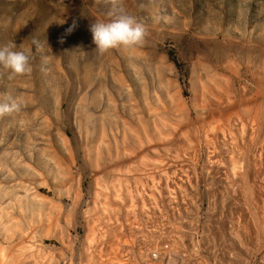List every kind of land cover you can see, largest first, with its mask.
Returning a JSON list of instances; mask_svg holds the SVG:
<instances>
[{
	"label": "rangeland",
	"instance_id": "374dc122",
	"mask_svg": "<svg viewBox=\"0 0 264 264\" xmlns=\"http://www.w3.org/2000/svg\"><path fill=\"white\" fill-rule=\"evenodd\" d=\"M120 15L135 17L145 26L144 43L98 53L90 23ZM73 20L77 27L66 33ZM33 38L39 41L38 48L32 44ZM5 45H16L13 50L25 51L30 57L31 70L22 76H11L10 70L0 65V101L5 95L24 101L19 113L0 117V264H31V260L41 264V260L52 259L51 264H94L95 260L99 264H148L146 258L155 256L153 245L162 253L166 248L164 253L171 256H167V264H176L173 253L187 264L194 261L190 257L201 258L202 263L197 260L199 264H228L230 260L237 264L240 256H246V263L242 258L241 264L263 263L260 255L264 252V237L259 243L263 245L251 248L249 244L248 248H242L247 245L244 232L239 230L241 226L240 229H245L243 222L240 220L239 226L238 221L232 223L238 219L239 208L248 202L247 207L253 208V201L248 197L246 202L242 195L243 198L234 197L223 191L224 185L229 187L225 190L238 188L239 194L247 187L239 184L238 179V184L234 183L237 188L233 185V189V183L227 179L228 184L222 173L211 171L212 176L208 177L206 151L219 150L215 142L204 139L203 133L206 128L207 131L215 129L226 137L233 135L237 142L242 133L248 148L237 146V153L243 159L250 158V146L258 148L263 142L264 98L258 104L262 109L260 118L254 120L244 107L241 111L240 97L253 98L252 94L260 92L258 81H264V0H0V47ZM211 74L218 79L214 82L222 84L231 97L229 104L233 111L226 118L231 121L228 124L239 125L236 132L223 129L226 118L207 119L203 114H209L210 108L214 110L207 100L212 99L209 95L203 94L204 98L200 99L204 111L192 100L197 86L206 83L212 87L215 78ZM212 91L216 92L214 88ZM222 102L228 105L227 100ZM178 103L185 105L183 109ZM180 110L187 113L182 117ZM177 121L183 122L180 124L183 128L175 137L172 134L178 127ZM246 127L253 129V135L246 134ZM182 132L190 136L187 138ZM166 133L171 134L169 139L175 140L167 141ZM190 138L196 144L193 155L196 159L183 154L182 142ZM234 165L240 166V163L235 161ZM166 167L169 168L164 172ZM174 170L176 177L186 174L190 182L183 176L177 182ZM164 181L176 188L177 194L173 188L164 193L160 185ZM184 186L189 188L183 191ZM94 190H99V207L108 205L107 209L115 207V210L143 207L146 213L133 218L125 212L114 211L110 213V220L99 216V235L87 239L83 221ZM190 190L194 195L190 194L191 198ZM232 190L228 192L231 194ZM226 196L242 200L228 198V201ZM234 204L237 209L232 207ZM228 205L232 207L230 213V209L223 211ZM221 212H226V216ZM227 213L233 215L227 217ZM215 214L227 225L226 229ZM188 220L195 222L196 227L190 226L192 223ZM227 231H233L230 234L233 237ZM236 233L243 237L236 238ZM162 238L165 239L159 241ZM91 240L99 242V251L89 249L87 242ZM158 241L161 244L157 246ZM146 251H151L152 256ZM228 251L234 259L236 253L241 254L237 255V262H233ZM194 252L200 258L193 256ZM215 254L223 258L218 259ZM92 255L99 258L90 259ZM182 261L177 263L185 264Z\"/></svg>",
	"mask_w": 264,
	"mask_h": 264
},
{
	"label": "bare ground",
	"instance_id": "6f19581e",
	"mask_svg": "<svg viewBox=\"0 0 264 264\" xmlns=\"http://www.w3.org/2000/svg\"><path fill=\"white\" fill-rule=\"evenodd\" d=\"M154 72V71H153ZM237 72V71H236ZM212 75V74H211ZM156 76V75H155ZM159 76V75H158ZM213 77H214V75H212ZM212 76H210V77H212ZM154 77V76H153ZM197 77V76H196ZM216 77V76H215ZM214 77V78H215ZM228 79V78H227ZM257 79V78H256ZM153 80V79H152ZM156 80H157V78H156ZM216 80H218V79H214V80H212V87L210 86V85H208V84H206V83H203L202 85H200L199 87L197 86V88H196V90H195V92H194V95L195 96H193V98H192V100H195L194 101V103L198 106V105H202V103H201V101H200V99H201V97L202 98H204V96H203V94L205 95V97H207V95H209L212 99H210L209 97V99H207L208 101H209V103L212 105V108H214V110L212 111V109L210 108L209 110H210V112H209V110H208V108L206 107L205 109H207L208 110V112H209V114H207L206 115V113H204L203 112V114H205V116H206V118L207 119H211V118H213V120H214V117H217V118H219V119H225L226 117L228 118V116L230 115V113H231V111H233V107L229 104V102H230V99H231V97L230 96H227V90H224L223 88H222V84L220 85L219 83H217V82H214V81H216ZM229 80V79H228ZM197 83H198V81H197ZM225 83H227V82H225ZM232 83V82H231ZM138 84V83H137ZM229 84V83H228ZM258 84L260 85V92L259 93H257V94H252V96H253V98H251V99H247L246 97H245V95H243V96H241L240 97V105L242 106V110L241 111H243L244 110V108H245V111H246V113H247V115L249 116V117H252V119H254V120H256L257 118H258V116H259V114H260V110H262V109H260L259 108V103H260V101L264 98V81H258ZM124 85V84H123ZM156 85V84H155ZM198 85V84H197ZM153 87V86H152ZM159 88V87H158ZM213 88L215 89V91L216 92H214L213 93ZM162 89H163V86H162ZM229 90V89H228ZM232 89H230V91H231ZM176 91H179V90H176ZM203 91H205V92H207V93H204ZM183 92V91H182ZM201 92V93H200ZM203 92V93H202ZM243 94H245V92H243V91H241ZM229 93V92H228ZM177 94V93H176ZM175 94V97L177 96ZM179 94V93H178ZM199 94H202V95H199ZM213 94V95H212ZM126 95H128V94H126ZM156 95V94H155ZM183 95V94H182ZM212 95V96H211ZM170 96V95H169ZM174 96V95H173ZM171 97V96H170ZM174 97V98H175ZM171 98H173V97H171ZM180 98V97H179ZM130 99V98H129ZM206 99V98H205ZM165 100V99H164ZM173 101H174V99H172ZM182 100V99H181ZM184 100H186V99H184ZM184 100H182V101H184ZM223 100H227L228 101V105L227 106H225V104H223ZM159 101V100H158ZM181 101V102H182ZM204 101H206V100H204ZM207 101V102H208ZM179 102V101H178ZM193 102V101H192ZM175 103V102H174ZM180 103V102H179ZM178 103V105H180ZM185 103V102H184ZM187 103V102H186ZM205 103V102H204ZM203 103V104H204ZM209 103H208V105H209ZM165 104V103H164ZM112 105H113V103H112ZM116 105H117V103H116ZM126 105H128V103L126 104ZM176 105V104H175ZM205 105H206V103H205ZM210 105V106H211ZM129 106V105H128ZM168 106H169V104H168ZM174 106V105H173ZM181 109H183L182 108V106L184 107L185 105L182 103L181 105ZM196 106V107H197ZM261 106V105H260ZM114 107H115V105H114ZM118 107V106H117ZM171 107V106H170ZM188 107H189V105H188ZM194 107H195V105H194ZM209 107V106H208ZM244 107V108H243ZM180 108V107H179ZM190 108V107H189ZM198 108V107H197ZM203 109V107L201 106L199 109ZM149 109V108H148ZM170 109V108H169ZM118 110V109H117ZM168 110V109H167ZM177 109H175V111H176ZM186 110V109H185ZM195 110H197V109H195ZM153 111V110H152ZM173 111V110H172ZM184 111V110H183ZM191 111H193V110H191ZM198 111V110H197ZM203 111H204V109H203ZM132 112H133V110H132ZM154 112V111H153ZM177 112V111H176ZM180 112V116H182L183 115V113L184 112H182L181 113V110L179 111ZM263 112V111H262ZM171 113V112H170ZM175 113V112H174ZM185 113H187V111L185 112ZM184 113V114H185ZM196 113H198V112H196ZM129 115H130V113H128ZM160 114V113H159ZM191 114V113H190ZM202 114V115H203ZM262 114V113H261ZM153 115V114H152ZM172 115V114H171ZM187 115V114H186ZM126 116V115H125ZM157 116V115H156ZM174 117H176L175 115H173ZM173 116H172V118H173ZM262 116V115H261ZM166 117V116H165ZM183 117V116H182ZM182 117H180V118H182ZM186 117V116H185ZM184 117V118H185ZM138 118H140L141 119V117H138ZM137 118V122L139 121V119ZM179 118V119H180ZM202 118H204V115H203V117ZM227 118L225 119V122L227 121V124H225V125H223V129H231V130H233V131H237L238 129H239V125H235V124H228V120H229V123L231 122L230 121V119H228L227 120ZM259 118H260V116H259ZM261 118H263V117H261ZM176 119V118H175ZM155 120V119H154ZM174 120V119H173ZM212 120V121H213ZM258 120V119H257ZM211 120L209 121V122H212ZM244 121V120H243ZM126 122V121H125ZM136 122V123H137ZM141 122V121H140ZM184 123L186 122V120L185 121H183ZM182 122V123H183ZM213 122H215V121H213ZM177 123H178V121H177ZM182 123H178L176 126H178L175 130H174V133L172 134V136L174 135L175 137H177L178 136V134H180L181 133V131H182V125H180V124H182ZM187 124H188V121L186 122ZM137 124H139V123H137ZM141 124V123H140ZM202 124V123H201ZM162 125H164L163 123H162ZM123 126H124V124H123ZM242 126V125H241ZM240 126V127H241ZM168 128V127H167ZM133 129V128H132ZM171 129V128H170ZM207 129V128H206ZM205 129V131H204V133H203V137H204V139L206 140V141H210V142H215L218 146H217V148H218V152L217 151H213L212 149H210V150H212V152H210V151H206L207 152V158L205 159V166H206V171L208 170V172L210 173L211 171L212 172H215L216 174H220V173H222L223 174V176H225L226 177V181H227V179H229L230 181V183L232 182L233 184H232V188H233V185H234V183H236V184H238V181H239V184H241V183H243L244 185H245V188L247 187V189H245L244 190V188L242 189L241 187L242 186H244L243 184H242V186L241 185H239V186H241L240 187V189H241V191L242 190H244L243 192L245 193V194H243V192H241L240 194L237 192V191H239V190H237L238 188H237V185L235 186L234 185V187H236L237 189H234L235 190V192H237V194L235 195V192H234V190H232V189H229V190H232V191H230V192H232L231 194L228 192L229 190H228V186L226 185H224V190L223 191H227V194L226 195H230V196H232V194H234V197H236V196H240V197H242L243 199H248V197L250 198V199H248L249 201L251 200V201H253V203H254V207L253 208H249V207H247V204H250L247 200H246V202H248V203H243L244 205L243 206H241L240 208H239V211L237 212L239 215L237 216V218L238 219H236L234 216V221L233 220H227V222H229V221H233L232 223H234V222H237V226H239L240 224V220H242L241 221V223L243 222V226H244V228L245 229H240L239 227V230H241L242 232H244V233H242L243 234V236H244V241L245 242H247V245H244L240 240H242V239H240V237H239V239H237L240 243H242V248H248V245L250 244L251 246H249V249L248 250H250L251 248H254L255 246H256V248L258 247L257 246V244H259V243H261V241H262V237H264V135L262 136V139H263V142H261V145L257 148V147H252V146H250V152H251V156H250V158L249 159H243L242 157H240V154L239 153H237V146H239V147H244V148H246L247 147V145H246V147H245V143L243 142V136L241 137V134H240V142H237V140H236V138H234L233 137V135H228L227 137L226 136H224L223 134H221V132H219L218 130H215V129H208V130H210V131H207ZM129 130H131V129H129ZM135 130V129H134ZM212 130V131H211ZM245 131H246V134L248 133V135L249 136H251V135H253V129H251V128H249V127H246V129H244ZM142 131V130H141ZM241 131V130H240ZM117 132H118V129H117ZM132 132V131H131ZM169 132H171V131H169ZM186 132V131H185ZM133 133V132H132ZM156 133V132H155ZM183 133V132H182ZM188 133V132H187ZM185 134V133H183L182 135L183 136H185V137H187L188 135L190 136V134ZM102 134H103V132H102ZM134 134V133H133ZM158 134V133H157ZM163 134V133H162ZM167 134V133H166ZM185 134V135H184ZM237 134V133H236ZM264 134V133H263ZM123 135H125V133L123 134ZM130 135V134H129ZM100 136H101V134H100ZM99 136V137H100ZM104 136V135H103ZM192 136V135H191ZM105 137V136H104ZM126 137V136H125ZM135 137V136H134ZM171 137V134H167V137H166V140L167 141H172V140H175V138L174 139H169ZM184 137V138H185ZM196 137V136H195ZM239 137V136H238ZM247 137V136H246ZM106 138V137H105ZM188 138V137H187ZM100 139V138H99ZM123 139H124V137H123ZM178 139H181V138H178ZM245 139V138H244ZM106 140V139H105ZM108 140V139H107ZM182 140V139H181ZM101 141V140H100ZM199 141V140H198ZM121 142H124V141H121ZM100 143V142H99ZM103 143V142H102ZM167 143V142H166ZM250 143V142H249ZM162 144V143H161ZM208 144V143H207ZM213 144V143H212ZM101 145V144H100ZM163 145V144H162ZM173 145V144H172ZM196 144H194V140L193 139H186V140H184L183 142H182V150H183V154H184V157H186V158H190L191 159V157L194 155V151H195V148H194V146H195ZM108 147H109V145H108ZM107 147V148H108ZM116 147V146H115ZM197 147V146H196ZM209 147V146H208ZM212 147H214V146H212ZM209 148H211V147H209ZM248 148V147H247ZM178 149V148H177ZM208 149V148H207ZM206 150V149H205ZM241 150H243V149H241ZM100 151V150H99ZM197 151V150H196ZM249 151V150H248ZM239 152H241V151H239ZM245 153V152H244ZM195 154H196V152H195ZM108 156V155H107ZM249 156V155H248ZM97 157V156H96ZM179 157V156H178ZM194 158H195V156H193ZM98 159V158H97ZM196 159V158H195ZM183 159H181V161H182ZM184 160H186L187 161V159H184ZM190 162L192 161V160H189ZM194 161V160H193ZM235 161L237 162V163H240V166H237V165H234V163H235ZM223 163L224 164H226L225 166H223ZM186 166L188 165V164H186V163H184ZM193 164H195V161L193 162ZM231 165V167L229 168V166ZM170 165H172V164H170ZM181 165H183V164H181ZM180 165V166H181ZM167 166H169V165H167ZM173 166V165H172ZM177 166V165H176ZM184 166V165H183ZM190 166V165H189ZM226 166L228 167V168H226ZM182 167V166H181ZM191 167V166H190ZM195 167V166H194ZM193 167V169H194V171H195V168ZM200 167H202V166H199V168ZM169 168V167H168ZM167 167L165 168V171L164 172H166V169H168ZM173 168V167H172ZM188 168V167H187ZM176 169V168H175ZM179 169V168H178ZM181 169V168H180ZM183 169V168H182ZM243 169V171H242V173H238L239 172V170L241 171ZM184 170H186V168L184 169ZM189 170H191L190 168L188 169V171L187 172H189ZM238 170V171H237ZM176 171H177V169H176ZM179 171V170H178ZM183 170H181L180 172H182ZM194 171H193V173H194ZM173 172H175V170L174 171H172V173ZM183 172H186V171H183ZM186 172V173H187ZM211 172V173H212ZM177 173V172H176ZM179 173V172H178ZM177 173V174H178ZM193 173L192 172H190V174H192V176H193ZM211 173L208 175V177L211 175ZM215 173H213V175L215 174ZM167 174V173H166ZM165 173H164V175H166ZM175 173H173V175H174ZM190 174H188L189 175V177H190ZM203 174V173H202ZM208 174V173H207ZM184 175V174H183ZM182 174H180V176H178V177H176V174H175V176L174 177H176L177 178V182H178V179L181 181V176H183ZM191 176V177H192ZM212 176V175H211ZM223 176L221 177V175H220V177L221 178H223ZM162 177V176H161ZM161 177H160V180H161ZM188 177V176H187ZM186 177V174H185V176H183V179L184 178H187ZM215 177V176H214ZM213 177V178H214ZM219 177V179H221ZM224 177V178H225ZM170 178V176H168L167 177V179H169ZM203 178V177H202ZM216 178H217V175H216ZM223 178V181L224 182H226L225 181V179ZM137 179V178H136ZM164 179H166V178H164ZM166 179V180H167ZM183 179H182V181H183ZM188 179L189 178H187V181H188ZM191 179V178H190ZM190 179H189V182H190ZM193 179V178H192ZM206 179V178H205ZM209 179V178H208ZM207 179V183H208V180ZM218 179V180H219ZM239 179V180H238ZM163 180V179H162ZM171 180V179H170ZM172 180H174V179H172ZM171 180V181H172ZM232 180V181H231ZM140 181V180H139ZM185 181V180H184ZM204 181V180H203ZM221 181H222V179H221ZM236 181V182H235ZM186 182V181H185ZM214 182V181H213ZM218 182V181H217ZM228 182V181H227ZM229 182H228V184H229ZM241 182V183H240ZM174 183V182H173ZM176 183V182H175ZM192 183V182H191ZM221 182L219 181V183H218V185L220 184ZM178 184V183H177ZM181 184V183H180ZM222 184H224V183H222ZM247 184V185H246ZM161 185V189L164 191V193L165 192H167L170 188H173L175 191H176V188H174V187H172L170 184H169V182H167V181H164L163 183H161L160 184ZM173 185V184H172ZM186 185H187V183H186ZM192 185H193V183H192ZM231 185V184H230ZM229 185V186H230ZM180 185H178L177 187L178 188H180L179 187ZM199 186V185H198ZM208 186V185H207ZM223 186V185H222ZM238 186V187H239ZM120 187V186H119ZM188 186H186V188H187ZM206 187V186H205ZM211 187V186H210ZM219 188H220V185L218 186ZM225 187H228L227 188V190H225L226 188ZM183 188H185V186L184 187H182V189L181 190H183L184 191V189ZM185 188V189H186ZM189 188V187H188ZM207 188V187H206ZM231 188V187H230ZM118 189V188H117ZM192 189V188H191ZM209 189H211V188H209ZM208 189V190H209ZM221 189V188H220ZM223 189V188H222ZM105 190V189H104ZM103 190V191H104ZM173 190V191H174ZM178 190V189H177ZM180 190V191H181ZM188 191H189V189H187ZM187 190H186V192H187ZM205 190V189H204ZM237 190V191H236ZM172 191V190H171ZM191 191V190H190ZM222 191V190H221ZM223 191H222V193H223ZM179 192V191H178ZM210 192V191H209ZM220 192V191H219ZM234 192V193H233ZM78 193V192H77ZM92 193V192H91ZM174 192H172V194H173ZM193 191H191V193H189V197L191 198V196H190V194L192 195V196H194L193 194ZM79 194V193H78ZM78 194H77V199L79 200L80 198H78ZM117 194H118V192H117ZM117 194H115V195H117ZM167 194V193H166ZM165 194V195H166ZM176 194H177V191H176ZM178 194H180V193H178ZM213 194V193H212ZM216 194V193H215ZM246 194L247 195H249V196H247L246 197ZM169 195H170V193H169ZM188 195V194H187ZM208 195V194H207ZM242 195V196H241ZM179 196V195H178ZM177 196V198H178V200H179V197ZM222 196H224V194H222ZM238 196V197H239ZM117 197V196H116ZM170 197H171V195H170ZM184 197V196H183ZM182 197V198H183ZM188 197V198H189ZM216 197V196H215ZM227 197V196H226ZM237 197V198H238ZM75 198V197H74ZM189 198V199H190ZM197 198V197H196ZM228 198H230L231 200H233V197H227V200H228ZM114 199H117V198H115V196H114ZM167 199H168V197H167ZM171 199H172V197H171ZM185 199V198H184ZM195 199V198H194ZM229 199V200H230ZM77 200V201H78ZM165 200H166V198H165ZM183 200V199H182ZM228 200V201H229ZM236 200V199H235ZM235 200H233V201H235ZM238 200V199H237ZM236 200V201H237ZM239 200L241 201L242 199H240L239 198ZM239 200H238V202H239ZM244 200V201H245ZM80 201H81V199H80ZM169 201V200H168ZM171 201H173V199L171 200ZM184 201V200H183ZM193 201V200H192ZM227 201V202H228ZM232 201V202H233ZM89 202V201H88ZM88 202H86V203H88ZM166 202H167V200H166ZM170 202V201H169ZM189 202V201H188ZM188 202H186V203H188ZM207 202V201H206ZM178 203H180L179 201H178ZM190 203V202H189ZM189 203H188V205H189ZM196 203V202H195ZM252 203V204H253ZM116 204H118V203H116ZM181 204V203H180ZM184 206H185V204L184 203H182ZM193 204H194V201H193ZM192 204V205H193ZM173 205V204H172ZM182 205V206H183ZM187 205V204H186ZM196 205V204H195ZM235 206H232V207H237L236 205L237 204H234ZM242 205V204H241ZM246 205V206H245ZM87 206V205H86ZM104 206H105V203H104ZM107 207H108V205H106ZM105 206V207H106ZM171 206V205H170ZM178 206V205H177ZM182 206L180 207V210H181V208H182ZM78 207H79V205H78ZM107 207L106 208H104L103 207V205H102V207H99V190H94V193H93V195H92V202H91V205L86 209V217L84 218V221H83V226H84V229H85V231L87 232V239H89V238H91V237H96L97 235H99V216L100 217H105V218H107L108 220H110V213H112V212H114V211H120V212H122V213H127V214H130V215H132L133 216V218L135 217V215L136 214H145L146 212H145V210H144V208L142 207L141 209H136V208H133V209H120V210H115V207L114 208H110L109 207V209H107ZM173 207V206H172ZM175 207V206H174ZM186 207V206H185ZM188 207V206H187ZM186 207V208H187ZM191 207V206H190ZM228 207L229 208H226V206H225V209L223 210V211H226V212H228V210L227 209H232V207H231V205H228ZM116 208H117V206H116ZM184 209L185 211H187L188 212V210L187 209ZM235 208H233L234 210H235ZM238 208V207H237ZM236 208V209H237ZM75 209H76V206H75ZM219 209V208H218ZM192 210V209H191ZM191 210H189L190 212H191ZM198 210V209H197ZM210 210V209H209ZM208 210V211H209ZM233 210V211H234ZM171 211V210H170ZM200 211V210H199ZM237 211V210H236ZM172 212H175L174 210L172 211ZM192 212H194V211H192ZM205 212V211H204ZM217 212H219V211H217ZM225 212V213H226ZM230 212H232V210L231 211H229V213ZM61 213H62V210H61ZM177 213V212H176ZM180 213V212H179ZM222 213V212H221ZM224 213V212H223ZM222 213V214H223ZM224 213V214H225ZM174 214V213H173ZM183 214H184V212H183ZM208 214V213H207ZM214 214V212H212V215ZM218 214V213H217ZM223 214V215H224ZM233 214H236V212L234 211V213ZM233 214H231V215H233ZM208 215H210V212H209V214ZM231 215L230 214H228L227 213V217L228 216H230L231 217ZM237 215V214H236ZM235 215V216H236ZM74 216V215H73ZM215 216H217L216 217V219L218 218V215H216L215 214ZM219 216L221 217L222 215H220V213H219ZM225 216H226V214H225ZM210 217H211V215H210ZM220 217L218 218L219 219V221L218 222H220L221 220H220ZM227 217H226V219H227ZM230 217H229V219H230ZM46 218V217H45ZM69 218V217H68ZM187 218V217H186ZM193 218V217H192ZM207 218H208V216H207ZM215 219V217H212V219ZM167 219V218H166ZM197 219V218H196ZM210 219V218H209ZM208 219V220H209ZM213 219V220H214ZM216 219L213 221V222H215L216 221ZM217 219V220H218ZM225 218H224V220H226ZM232 219V218H231ZM236 220V221H235ZM49 221V220H48ZM118 221L119 220H117L116 221V223H118ZM192 221V220H191ZM212 221V220H211ZM41 222V221H40ZM45 222V221H44ZM60 222H62V221H60ZM64 222V221H63ZM112 222V221H111ZM182 222V221H181ZM188 222L189 223H192V222H190L189 220H188ZM204 222V221H203ZM209 222V221H208ZM207 222V223H208ZM221 222H223V220L221 221ZM220 222V223H221ZM187 224V225H190V224ZM197 224H198V222H196ZM211 223V222H210ZM232 223H230L231 225H230V228H231V226H232ZM63 224V223H62ZM65 224V223H64ZM183 224H184V222H183ZM193 224H194V226H195V222L194 223H192V225H190V226H193ZM196 224V225H197ZM212 224V223H211ZM216 224H218V223H216ZM215 224V225H216ZM221 224H223V223H221ZM235 224H234V226H235ZM239 224V225H238ZM186 225V224H185ZM186 225V226H187ZM220 225V224H219ZM45 226V225H44ZM48 226V225H47ZM189 226V227H190ZM198 226V225H197ZM214 226V225H213ZM225 226H227V225H224L223 224V227H225ZM228 226H229V223H228ZM16 227V226H15ZM188 227V226H187ZM196 227V226H195ZM210 227V226H209ZM208 227V228H209ZM217 227V226H216ZM222 227V226H221ZM50 228V227H49ZM128 228V227H127ZM162 228V227H161ZM192 228V227H191ZM194 228V227H193ZM203 228V227H202ZM201 228V229H202ZM228 228V227H227ZM230 228H228L229 230H230ZM233 228V227H232ZM231 228V229H232ZM235 228H237V227H235ZM179 229V228H178ZM190 229V228H189ZM196 229H198V228H196ZM220 229V228H219ZM223 229H226V227L225 228H223ZM44 231H45V228L43 229ZM233 230V229H232ZM238 231L237 229H234V231ZM244 230H246V231H244ZM73 231V230H72ZM176 231H178V230H176ZM194 231V230H193ZM220 231V230H219ZM235 231V232H236ZM241 231H239L240 233H241ZM156 232V231H155ZM203 232H204V230H203ZM224 232H226V231H224ZM227 232H229V234L228 235H230L231 233H230V231H227ZM180 233H181V231H180ZM208 233V232H207ZM214 233V232H213ZM220 233V232H219ZM238 233V232H237ZM236 233V234H237ZM23 234V233H22ZM26 234V233H25ZM40 234V233H39ZM38 234V235H39ZM174 234V233H173ZM227 234V233H226ZM175 235V234H174ZM188 235H189V233H188ZM188 235H187V237H188ZM191 235V234H190ZM223 235V234H222ZM238 235H240L241 237H243L241 234H237L235 237L236 238H238ZM184 236V235H183ZM186 236V235H185ZM207 236V235H206ZM218 236V235H217ZM230 236H232V235H230ZM182 237V236H181ZM180 237V238H181ZM212 237V236H211ZM215 237V236H214ZM233 237V236H232ZM234 237V238H235ZM21 238V237H20ZM50 238V237H49ZM166 238V237H165ZM165 238H162L161 240H159V241H163ZM167 238H170V236L169 237H167ZM171 238H173V236L171 237ZM170 238V239H171ZM210 238V237H209ZM233 238V239H234ZM177 239V238H176ZM71 240V239H70ZM69 240V241H70ZM149 240V239H148ZM169 240V239H168ZM235 240V239H234ZM12 241H13V239H12ZM26 241V240H25ZM144 241V240H143ZM159 241H158V243H159ZM170 241V240H169ZM210 241V240H209ZM243 241V240H242ZM243 241V242H244ZM264 241V240H263ZM262 241V242H263ZM27 242V241H26ZM156 241H154L153 243L154 244H156L155 243ZM168 242V241H167ZM214 242V241H213ZM226 242V241H225ZM230 242V241H229ZM239 242H237V243H239ZM88 243V246H89V249H92V250H98L99 251V242H94V240H91V241H89V242H87ZM147 244L148 243H151V241H148V242H146ZM163 243V242H162ZM165 245L167 244L166 243V240H165ZM64 244V243H63ZM62 244V245H63ZM91 246H90V245ZM138 244V243H137ZM161 244V242L159 243V244H157V246L158 245H160ZM169 244H171V243H169ZM177 244V243H176ZM175 244V245H176ZM204 244V243H203ZM223 244V243H222ZM168 245V244H167ZM166 245V246H167ZM230 245V244H229ZM239 245V244H238ZM241 245V244H240ZM260 245V244H259ZM261 245H263V244H261ZM260 245V246H261ZM66 246V245H65ZM73 246V245H72ZM146 247H148L149 246V248H151V246L148 244V246L147 245H145ZM164 246V245H163ZM192 246H194V245H192ZM235 246V245H234ZM254 246V247H253ZM32 247V246H31ZM86 247V246H85ZM146 247H144V248H146ZM165 247V246H164ZM175 247V246H174ZM195 247V246H194ZM206 247V246H205ZM239 247H241V246H239ZM239 247H236V249H238L239 250ZM251 247V248H250ZM263 247V246H262ZM148 248V249H149ZM153 250L154 251H152V253L154 252L155 253V256L154 257H149V258H146L147 260H148V264H163V262L165 261V260H167L166 258H168L167 256H170L169 254H167V253H164L165 251H166V248H165V251H164V248L162 249V251H163V253L161 252V250L160 249H157V247H156V245L154 246L153 245ZM158 248H160V246L158 247ZM162 248V247H161ZM213 248V247H212ZM227 248H229V247H227ZM235 248V247H234ZM233 248V249H234ZM241 248V249H242ZM264 248V247H263ZM34 249V248H33ZM82 249V248H81ZM121 249V248H120ZM156 249L157 250H160V252H158V251H156ZM170 249V248H169ZM177 249V248H176ZM193 249H195V248H193ZM198 249V248H197ZM230 249H232V248H230ZM35 250V249H34ZM39 251V253L41 252V250L40 249H38ZM144 250H146V249H144ZM143 250V251H144ZM178 250V249H177ZM62 251V250H61ZM64 251V250H63ZM84 251H85V249H84ZM83 251V252H84ZM132 251V250H131ZM172 250H170L169 252H171ZM193 251V250H192ZM191 251V252H192ZM231 251V250H230ZM235 251H237V250H235ZM241 251V250H240ZM239 251V252H240ZM244 251V250H243ZM246 251H247V249H246ZM251 251V250H250ZM263 251H264V249H263ZM30 252H32V249L30 250ZM56 252V251H55ZM89 252H90V250H89ZM148 251H146V253H147ZM149 252H150V254H149ZM147 254H149V255H151V251H149ZM167 252V251H166ZM168 252V253H169ZM186 252V251H185ZM190 252V253H191ZM211 252V251H210ZM226 252V251H225ZM232 252H234V250L232 251ZM231 252V253H232ZM238 252V251H237ZM248 252V251H247ZM246 252V253H247ZM253 252V251H252ZM86 253V252H85ZM84 253V255H86ZM88 253V252H87ZM91 253V252H90ZM89 253V254H90ZM244 253H245V251H244ZM146 254V255H147ZM182 254V253H181ZM193 254V253H192ZM197 254V253H196ZM199 254V253H198ZM228 254H229V251H228ZM238 254H240V253H238ZM237 253H236V258L238 257L237 255H238ZM38 255V254H37ZM36 255V256H37ZM47 255V254H46ZM83 255V256H84ZM88 255V254H87ZM86 255V256H87ZM91 255V254H90ZM141 255V254H140ZM154 255V254H153ZM171 255H172V253H171ZM173 255H175L174 256V259H176L177 261H180V263H181V258L178 256V254H177V256H176V254H174L173 253ZM216 255V254H215ZM226 255V254H225ZM235 255V254H234ZM233 255V256H234ZM241 255V254H240ZM248 255V254H247ZM35 256V255H34ZM58 256V255H57ZM85 256V257H86ZM97 256V255H96ZM96 256H93L92 255V258H90V259H93V257H96ZM135 256V255H134ZM144 257H143V259L145 260V253H144V255H143ZM152 256V255H151ZM193 256H198V255H195V252H194V255ZM202 256V255H201ZM229 256H230V258L233 260L234 258H232L231 257V255L229 254ZM250 256H251V253H250ZM261 257H262V261L264 260V252H262V254L260 255ZM47 257V256H46ZM48 257H50V256H48ZM84 257V258H85ZM98 257V256H97ZM186 257H187V255H186ZM190 257V256H189ZM199 258H200V256H198ZM215 257V256H214ZM218 256L216 255V258H217ZM221 257V256H220ZM220 257H218V259H222L223 258V256H222V258H220ZM228 257V256H227ZM227 257H225L227 260H228V258ZM246 257V256H245ZM245 257L244 256H242V258H243V261L245 260ZM255 257V256H254ZM39 259H41L40 257H38ZM37 258V259H38ZM53 258V257H52ZM58 258V257H57ZM66 258V257H65ZM83 258V260L85 261V259ZM99 258V257H98ZM169 258H171V256L169 257ZM173 258V257H172ZM215 258V259H216ZM229 258V259H230ZM236 258L233 260V262L235 261V262H237L238 260L240 261H238L240 264H241V262H242V258H241V256L239 257V258H241V259H239V258H237L238 260H236ZM248 258H250L249 256H248ZM248 258H247V260H248ZM32 259H33V257H32ZM46 259V258H45ZM48 259V258H47ZM51 259V258H50ZM89 259V256H88V258H87V260ZM90 259L88 260V262L90 261ZM188 259V258H187ZM190 259L191 260H194V261H192V263L191 264H199L198 262L201 260V258L200 259H197V258H195L196 259V261H195V259L193 258H191L190 257ZM53 260V259H52ZM52 260H48V261H45V260H41V264H51L50 262L52 261ZM140 260V259H139ZM175 260V261H176ZM197 260H199V261H197ZM213 261H214V259H212ZM246 260V261H247ZM261 260V259H260ZM260 260H258V262L260 261ZM9 261V260H8ZM36 261V260H35ZM172 261H174L173 259H172ZM171 261V262H172ZM175 261H174V263H175ZM177 261H176V264H178L177 263ZM37 262H38V260H37ZM87 262V261H86ZM95 263H97L96 262V260L94 261ZM93 262V263H94ZM162 262V263H161ZM166 262V261H165ZM182 262H184V261H182ZM189 262H190V260H189ZM194 262V263H193ZM205 262V261H204ZM215 262H217V261H215ZM218 262L220 263L221 262V260L219 261L218 260ZM228 262V261H227ZM237 262V264H239ZM34 262H32V260H31V264H33ZM55 262H53V264H54ZM69 263V262H68ZM90 263V262H89ZM94 263V264H95ZM185 263V262H184ZM200 263H202L201 261H200ZM212 263V262H211ZM229 263H231V260H230V262ZM228 263V264H229ZM244 263H246L245 261H244ZM261 263V262H260ZM259 263V264H260ZM27 264H30V262H28ZM35 264V263H34ZM38 264H40V263H38ZM98 264H99V262H98ZM107 264V263H106ZM166 264H167V262H166ZM169 264H171V263H169ZM185 264H187V263H185ZM215 264H218V263H215ZM232 264V263H231ZM236 264V263H235ZM261 264H264V261H263V263H261Z\"/></svg>",
	"mask_w": 264,
	"mask_h": 264
},
{
	"label": "clouds",
	"instance_id": "9594fccd",
	"mask_svg": "<svg viewBox=\"0 0 264 264\" xmlns=\"http://www.w3.org/2000/svg\"><path fill=\"white\" fill-rule=\"evenodd\" d=\"M77 27L73 20L66 33H71ZM89 30L92 34L93 43L97 46L98 53H106L118 47L129 48L142 45L145 41L147 30L143 24L130 15H120L111 20H96L91 22ZM63 43V38L60 40ZM32 44L37 48L39 41L35 38ZM16 45L0 47V65L10 70L11 76H22L31 70L29 55L22 50H13ZM24 101L20 97L5 95L0 101V117L19 113Z\"/></svg>",
	"mask_w": 264,
	"mask_h": 264
}]
</instances>
